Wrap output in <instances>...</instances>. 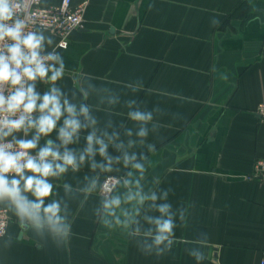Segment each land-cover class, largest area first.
I'll list each match as a JSON object with an SVG mask.
<instances>
[{
    "label": "crops",
    "instance_id": "crops-1",
    "mask_svg": "<svg viewBox=\"0 0 264 264\" xmlns=\"http://www.w3.org/2000/svg\"><path fill=\"white\" fill-rule=\"evenodd\" d=\"M242 1L92 0L83 27L71 35L67 50L59 49L67 70L90 75L94 84L119 94V104L105 103L95 113L101 126L113 122L109 132L126 140L123 124L135 138L138 125L127 119V100L155 110L158 128L148 126L147 142L156 151L147 153L145 187L171 189L173 208L189 210L188 226L175 229L172 251L142 254L122 229H109L94 217L98 194L85 201L74 191L66 243L22 230L10 213L0 264H197L187 251L193 245L185 241L201 232L208 244L199 264L264 260V182L246 178L264 158V122L255 112L264 101V0H246L247 7L231 16ZM64 83L72 87L70 74ZM89 102L98 103L97 97ZM83 135L77 147L84 146ZM108 151L122 155L112 146ZM87 171L66 177L73 189L83 187ZM126 171L110 174L124 177Z\"/></svg>",
    "mask_w": 264,
    "mask_h": 264
},
{
    "label": "clouds",
    "instance_id": "clouds-1",
    "mask_svg": "<svg viewBox=\"0 0 264 264\" xmlns=\"http://www.w3.org/2000/svg\"><path fill=\"white\" fill-rule=\"evenodd\" d=\"M33 2L0 0V210L11 213L22 230L64 244L72 235L71 193L79 191L85 201L98 194L101 200L93 211L98 221L122 229L146 256L167 255L178 242L175 229L188 226L189 210L173 208L171 189L145 187L147 153L156 151L147 142L148 126L158 128L155 110H141L135 99L124 102L127 119L138 125L135 138L123 124L126 140L116 130L109 132L111 120L101 126L95 113L105 103L119 104V94L94 84L90 75L67 70L59 51L67 50V43L35 26ZM69 74L72 87L64 83ZM126 86L137 90L131 83ZM93 96L98 103L89 102ZM81 133L82 148L77 147ZM109 146L122 155H110ZM138 146L146 152L129 151ZM85 167L83 187L73 189L66 177ZM120 167L127 170L124 177L109 175ZM185 243L193 245L187 251L197 264L206 258L207 233Z\"/></svg>",
    "mask_w": 264,
    "mask_h": 264
},
{
    "label": "built area",
    "instance_id": "built-area-1",
    "mask_svg": "<svg viewBox=\"0 0 264 264\" xmlns=\"http://www.w3.org/2000/svg\"><path fill=\"white\" fill-rule=\"evenodd\" d=\"M91 2L92 0H59L56 3H45L44 0H34L32 16L35 26L44 32L53 34L57 38V42L63 40L68 45L71 35L83 27L84 17ZM255 112L264 122V101L257 105ZM109 175L122 177L117 174ZM246 178L264 182V158H258L255 161L254 172L247 175ZM9 223L10 213L6 214L0 210V233H3L0 238L7 234ZM259 264H264V260H261Z\"/></svg>",
    "mask_w": 264,
    "mask_h": 264
},
{
    "label": "trees",
    "instance_id": "trees-1",
    "mask_svg": "<svg viewBox=\"0 0 264 264\" xmlns=\"http://www.w3.org/2000/svg\"><path fill=\"white\" fill-rule=\"evenodd\" d=\"M248 2L246 1V0H244V1H242L237 7H236V9L233 11V13L231 14V16L232 15H234V12H236V11H241V10H243L244 8H246L247 7V4Z\"/></svg>",
    "mask_w": 264,
    "mask_h": 264
},
{
    "label": "rangeland",
    "instance_id": "rangeland-1",
    "mask_svg": "<svg viewBox=\"0 0 264 264\" xmlns=\"http://www.w3.org/2000/svg\"><path fill=\"white\" fill-rule=\"evenodd\" d=\"M119 186V185H118Z\"/></svg>",
    "mask_w": 264,
    "mask_h": 264
}]
</instances>
